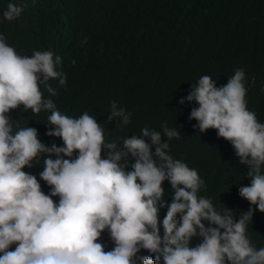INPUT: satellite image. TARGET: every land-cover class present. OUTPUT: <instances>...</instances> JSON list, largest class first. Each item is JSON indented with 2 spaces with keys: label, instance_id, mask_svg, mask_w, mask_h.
<instances>
[{
  "label": "clouds",
  "instance_id": "clouds-1",
  "mask_svg": "<svg viewBox=\"0 0 264 264\" xmlns=\"http://www.w3.org/2000/svg\"><path fill=\"white\" fill-rule=\"evenodd\" d=\"M22 11L20 0H8L0 16ZM62 41L59 31L47 43ZM60 62L50 49L17 52L0 33V264H264V224L252 217V205L264 212V122L246 106L244 69L221 85L203 74L178 98L195 102L193 128L215 129L244 169L236 198L249 207L228 208L169 153L167 141L179 132L166 122L107 141L95 115L60 111L40 90L56 94L49 79L65 84ZM21 105L45 111L52 127L18 126L10 110ZM107 111V120L130 122L115 101ZM107 236L113 246L105 250Z\"/></svg>",
  "mask_w": 264,
  "mask_h": 264
},
{
  "label": "trees",
  "instance_id": "trees-1",
  "mask_svg": "<svg viewBox=\"0 0 264 264\" xmlns=\"http://www.w3.org/2000/svg\"><path fill=\"white\" fill-rule=\"evenodd\" d=\"M7 3L0 0V10ZM20 3L23 11L18 17L7 20L0 16V33L17 52L55 51L61 57L59 70L66 77L63 85L58 78L46 82L56 90L55 95L40 85L43 96L69 116L84 111L95 115L103 124L107 141L139 135L144 126L160 131L161 122H166L179 132L178 138L167 141L168 151L197 170L204 181L200 190L228 208L249 207L247 200L236 198L244 169L224 148L229 141L217 137L213 128L203 132L193 128L196 121L188 115L195 102L180 104L178 98L203 74L221 85L235 69L242 68L246 106L264 122V92L260 91L264 85V0ZM59 31L65 33L66 41L48 44ZM85 37L87 42L82 45ZM110 101L131 113L128 124L107 120ZM22 108L10 110L18 126H39L45 132L52 127L46 125L45 111L33 113ZM161 139L166 137L161 134ZM53 142L63 143L56 136ZM252 207V217L261 226L264 212ZM158 215L161 217L160 209ZM109 241L107 236L105 250L113 246Z\"/></svg>",
  "mask_w": 264,
  "mask_h": 264
},
{
  "label": "bare ground",
  "instance_id": "bare-ground-1",
  "mask_svg": "<svg viewBox=\"0 0 264 264\" xmlns=\"http://www.w3.org/2000/svg\"><path fill=\"white\" fill-rule=\"evenodd\" d=\"M194 66V65H193ZM103 232H107V230L103 231Z\"/></svg>",
  "mask_w": 264,
  "mask_h": 264
}]
</instances>
